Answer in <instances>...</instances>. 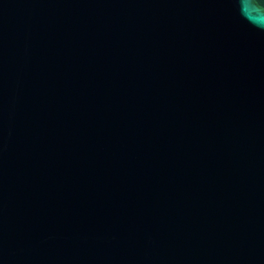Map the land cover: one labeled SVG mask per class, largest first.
<instances>
[{
    "label": "water",
    "instance_id": "1",
    "mask_svg": "<svg viewBox=\"0 0 264 264\" xmlns=\"http://www.w3.org/2000/svg\"><path fill=\"white\" fill-rule=\"evenodd\" d=\"M0 264H264V0H0Z\"/></svg>",
    "mask_w": 264,
    "mask_h": 264
}]
</instances>
